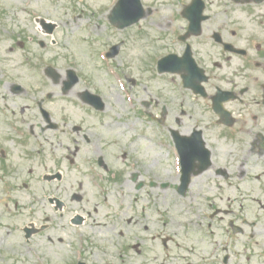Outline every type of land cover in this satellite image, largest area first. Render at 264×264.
Wrapping results in <instances>:
<instances>
[{
	"label": "flooded vegetation",
	"instance_id": "obj_1",
	"mask_svg": "<svg viewBox=\"0 0 264 264\" xmlns=\"http://www.w3.org/2000/svg\"><path fill=\"white\" fill-rule=\"evenodd\" d=\"M201 16L204 19L200 34L191 35L174 52L183 56L189 47L192 57L207 74V97L202 108L205 125H209L205 134L206 144L210 146L212 160L230 171L228 179L231 182H228L227 189L232 194H240L242 200L233 201L232 206L247 209L256 202H264V67L261 65H264V0H204ZM198 20V17L194 18L195 27ZM188 28L186 25L185 33L181 36L186 34ZM29 96L25 91L4 99L5 104H0V221L21 218L31 225L40 221L51 223L49 214H53L59 216L55 219L60 226L73 230L80 237L79 229L85 221L83 219L79 225L73 223L80 213L71 215L64 222L66 213H71L69 205L77 206L80 199L59 184L51 185L53 180L62 179L48 178L57 173L45 171V155L42 156V164L36 166L34 163V149L40 151V145L50 142L41 127L38 132L34 130L32 120L37 109L33 105L26 108L25 101ZM17 99L18 103L15 102ZM51 99L48 106L55 108V99ZM213 99L216 104L222 102L221 110L225 114L213 110ZM55 123L58 125L56 131L64 133L60 126L62 121ZM219 172L217 170L215 174ZM36 177L40 180H36ZM239 185L263 190L257 193L261 194V199H256L257 194L251 188H241ZM239 189L247 193L243 194ZM52 198L62 204L55 201V205H52ZM2 212L7 218L2 216ZM246 222L252 231L257 226L255 221ZM43 224L30 232L31 244L35 232L37 234L38 230L46 229V226L41 228ZM142 228L143 233L139 235L135 232L127 234L132 233L134 238L125 237L122 231L116 232L115 226L110 228L115 232H107L105 228L104 234V230L100 229L99 236L98 228L93 224V255L84 252L81 245L78 251L72 250L75 254H62L58 246L52 245L51 239H48L45 249H33L37 254V264H97L91 259L94 255L100 264H205L202 255L205 251L204 240L199 237L174 230V233L161 234L159 238L152 239L150 243L156 245L153 250L148 248L150 243L145 237V226H140ZM54 230L55 227L49 228L46 234ZM253 236L251 232H243L239 239L251 240ZM57 237H62V234ZM88 237V234L82 236L84 239ZM127 239L134 241L128 244ZM138 242L140 244L136 245ZM5 244V239L0 236V245ZM142 244L144 247L140 248ZM34 246L35 243L32 244ZM48 252L56 255L52 257Z\"/></svg>",
	"mask_w": 264,
	"mask_h": 264
},
{
	"label": "rangeland",
	"instance_id": "obj_2",
	"mask_svg": "<svg viewBox=\"0 0 264 264\" xmlns=\"http://www.w3.org/2000/svg\"><path fill=\"white\" fill-rule=\"evenodd\" d=\"M106 1L0 0V79L5 80L7 73H9V81L14 82L18 79L22 83V78L30 86H38V73H31L27 69L26 62L27 58H39L41 61L51 62L56 68L60 69V72H64L65 69L71 67L77 69L83 80L87 76L91 77L87 83L88 85L82 83L78 88L87 87L94 91L96 89L97 91L103 89V92L99 94L103 96L108 104L112 105L118 92L111 90L106 74L96 69V67L100 68V62L94 53V50L97 49V44L93 45L92 41L90 43L85 42L87 43L85 44L79 40L80 33L76 32L74 22L76 20L79 22L81 19L76 18L78 12L74 15L73 9L76 7L78 9L88 8V10L95 7L99 8L100 4ZM170 1L172 2L173 0L144 1V3L149 5L155 4L156 7H159V12L153 17L156 20L148 19L145 23L139 24V27L130 29V32L139 30V33L137 32L135 35L128 33L129 41L126 45L127 49H125V52L129 54L128 62L132 66L131 73L137 77L145 75L148 90L153 93L152 98L158 102L163 101L167 104L169 112L166 125L161 126L153 122L145 121L140 127L142 136L132 141L130 134L118 135L117 130H120V126L118 125L117 117H114L110 123V127H115L117 130H113L109 135L110 138L117 136L115 140L119 144L107 145V140H103L104 145L107 147L103 148L106 156L103 160V168L106 166L109 169V173L107 175L103 174L102 176L103 182L108 186V191L99 193L89 183L88 170L91 166H95L96 161H91L86 158L89 155L88 146L85 148L82 147L83 152L81 158L76 160L73 165L67 162L66 167L61 163L58 164L60 168L65 169L63 185L73 191L80 192L78 195L82 196L81 208L77 206V211L80 212V209H82V214L85 216L90 213L87 225L83 227V232L86 234L91 233L90 223L94 224L96 222L94 210L97 204L100 213L98 219L103 223L107 222V213H109L111 219L117 222L119 218L137 217L145 207V219L140 221L137 218L134 221L136 222V225H134L136 227L133 226L137 230L132 232L139 235L142 233L138 227L139 222L142 227L146 225L147 242H149V239L153 235L152 233H157L161 230L160 221L162 219L172 220L174 222L175 218V221L180 222L183 217L188 216V214H183L184 211L181 213L182 208L177 206L174 208V205H176L174 203V185L177 181V164L175 163L172 139L170 135L168 137L169 127L179 129L182 127L185 130L186 128L182 122L187 123L188 121L184 116H181L175 106L178 97L175 98L174 105V88L169 84L170 79H172L171 83L174 84V76L167 75L155 78L150 74V69L154 71L155 65L147 62L148 59L154 61L161 54L172 51L171 48H174V46H171L173 36L171 39L170 35L174 27L168 25L171 18V11L170 6H167V4ZM40 2L43 4H40ZM30 4H33L32 7ZM30 9L34 11H30ZM32 14L55 23L56 28L52 29L53 33L50 35L48 33L47 35L40 33L42 36L38 34L35 21L34 19L32 20ZM103 17L105 18V15ZM157 25L163 26L161 30L156 31ZM84 38H87V36ZM29 73L31 74L29 75ZM0 87H2V83H0ZM1 91L2 89H0V93H2ZM41 96L42 93L39 98ZM1 100L2 97L0 96V102ZM15 102L18 103L19 99L15 100ZM25 103L31 104L28 100ZM176 116H181L182 121L175 122ZM106 127L109 128L108 124ZM89 131L92 133V129H89ZM97 139L98 137L94 138V140ZM58 148L63 152L61 147L58 146ZM50 162L53 164L52 161ZM132 162H137L139 171L137 182L145 181L147 185L150 180H154L159 184L168 183L170 184V188L160 190L151 189L146 186L142 190L136 191L134 188L136 183L132 181V175H130L132 169L129 164H132ZM35 164H41V161ZM44 165L49 164L44 162ZM99 171L103 173L101 169ZM112 172H115V174H112ZM201 182L202 179L198 178L194 182L193 188L194 186L195 188L199 187ZM159 194L161 195V199L158 198ZM104 196L107 197L106 200ZM153 198H157L156 204ZM72 205L75 206L74 204ZM71 210H75V208L73 207ZM178 213L179 215H176ZM170 227L171 224H168L167 229H170ZM214 229L216 228L214 227ZM2 232L7 231L2 229ZM71 234H74L73 230H70V236H72ZM131 236L132 238L135 237L132 233ZM262 237H264L263 232L259 229L256 232L254 240L251 242L244 241V246H247V250L254 249L253 243L255 241L258 242ZM62 239L63 241L60 246L66 251L71 250L72 242L69 243V239L71 238L68 239L67 236H62ZM126 242L128 244L133 243L129 239ZM139 244L140 242L136 245ZM139 247L143 248L144 245L142 244ZM94 251L95 249L88 254L93 255ZM18 257L20 259L23 258L22 256ZM91 259L97 264H100L95 255ZM257 260V264H264V257L258 258Z\"/></svg>",
	"mask_w": 264,
	"mask_h": 264
}]
</instances>
